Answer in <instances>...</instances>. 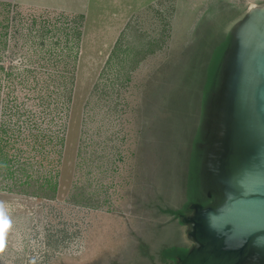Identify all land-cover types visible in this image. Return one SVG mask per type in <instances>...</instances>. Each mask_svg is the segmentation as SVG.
Returning a JSON list of instances; mask_svg holds the SVG:
<instances>
[{
  "label": "rangeland",
  "instance_id": "374dc122",
  "mask_svg": "<svg viewBox=\"0 0 264 264\" xmlns=\"http://www.w3.org/2000/svg\"><path fill=\"white\" fill-rule=\"evenodd\" d=\"M252 5L0 0V264H164L191 245V204H214L219 66ZM213 49L197 108L188 71Z\"/></svg>",
  "mask_w": 264,
  "mask_h": 264
},
{
  "label": "water",
  "instance_id": "95a60500",
  "mask_svg": "<svg viewBox=\"0 0 264 264\" xmlns=\"http://www.w3.org/2000/svg\"><path fill=\"white\" fill-rule=\"evenodd\" d=\"M204 193L185 217L191 252L264 264V6L252 5L219 66ZM206 200V197H205Z\"/></svg>",
  "mask_w": 264,
  "mask_h": 264
},
{
  "label": "trees",
  "instance_id": "16d2710c",
  "mask_svg": "<svg viewBox=\"0 0 264 264\" xmlns=\"http://www.w3.org/2000/svg\"><path fill=\"white\" fill-rule=\"evenodd\" d=\"M6 36H7L6 32H3V33L1 32L0 33V52L2 51V49H4L6 47V42H7L6 41ZM208 56L210 57L209 58L210 62H208V64L206 66H204V64L202 65V63H198L196 65V63H197V60H196L195 64L192 65L193 69H192V67H190V69L188 71V72H190L189 79H191L194 82V85H195L194 86L195 87L194 88V92H195L194 93V96H195L194 100H196L195 107H197V108L201 104L203 91L206 90L209 87V85H210V80H211L212 75H213L214 70H215V62H216L215 58L216 57L219 58L218 53L214 52V49H213V51H212V53L210 55L209 54L206 55V53H205V58L208 57ZM218 58H217V60H218ZM1 69H2V67L0 66V70ZM12 75H15V74H13L12 72L11 73H7V76H8L9 79L13 78ZM16 76L20 77L21 75L20 76L16 75ZM24 77H22L23 80H21L22 87H26V85L27 86L30 85V87H32V84H30V81L28 79H25ZM6 86L8 87V91H10V93H8L9 94L8 96L12 99V102L15 103V105H17L15 101H17L19 96L11 97V95L14 94L15 90L11 91L9 89V84L8 83H7ZM34 86H35L37 91L40 90V89H38L37 84L34 83ZM0 87H1V85H0ZM0 162H5V161H3V159H0ZM9 173H12L11 169H10V167H6L4 169V173H2V174H9Z\"/></svg>",
  "mask_w": 264,
  "mask_h": 264
},
{
  "label": "flooded vegetation",
  "instance_id": "af4514ba",
  "mask_svg": "<svg viewBox=\"0 0 264 264\" xmlns=\"http://www.w3.org/2000/svg\"><path fill=\"white\" fill-rule=\"evenodd\" d=\"M172 215V214H171ZM190 245H180L177 248H166L164 264H235V259L217 258L208 251L191 252Z\"/></svg>",
  "mask_w": 264,
  "mask_h": 264
}]
</instances>
